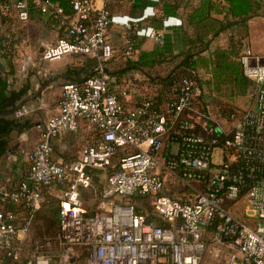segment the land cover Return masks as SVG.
I'll list each match as a JSON object with an SVG mask.
<instances>
[{"label": "built area", "instance_id": "2783aa9c", "mask_svg": "<svg viewBox=\"0 0 264 264\" xmlns=\"http://www.w3.org/2000/svg\"><path fill=\"white\" fill-rule=\"evenodd\" d=\"M29 2L63 31L43 45L42 61L74 55L96 66L94 75L62 85L58 111L29 153L24 177L0 186V248L16 254L43 189L57 186L58 249L33 253L24 264H264V55L241 40L237 61L255 87L249 106L224 118L226 125L199 108L190 74L176 78L164 107L154 109L150 98L129 106L121 97L148 87L138 85V75L111 88L106 31L134 21L116 22L90 0H69L71 15L50 0H14L21 22L29 18ZM142 34L160 42L153 29ZM133 52L127 38L124 55ZM26 113L23 106L17 115ZM81 124L95 130L93 142L72 160L54 159V139ZM97 171L107 172L106 183L90 211L82 195Z\"/></svg>", "mask_w": 264, "mask_h": 264}, {"label": "trees", "instance_id": "16d2710c", "mask_svg": "<svg viewBox=\"0 0 264 264\" xmlns=\"http://www.w3.org/2000/svg\"><path fill=\"white\" fill-rule=\"evenodd\" d=\"M50 1L61 7L66 14L71 15L69 0ZM181 1L174 0L168 14H174L175 10L181 6ZM29 4L31 11L37 9L32 2ZM183 4V7H189L186 13V24L192 28V34L188 36L185 50L169 55H165L158 49L136 52V44L132 42L135 50L134 57L123 58L119 64L110 67L109 64L113 61L112 57L105 70L110 77L115 79L130 74L141 75L140 77L143 78L141 83H146L148 90L138 95V99L140 101L150 98L154 109H159L167 104L171 87L179 75H192L198 87L201 82L199 72L202 70L208 74L207 80L204 81V84L209 88V95L206 97L208 102L216 105L219 113L229 118L236 111L233 106L234 100L237 97L249 96L255 87L254 83L243 75L237 55L241 40L247 35L248 20L255 16H264V2L262 0H193L192 3ZM0 6L10 11L15 10L14 0H0ZM105 9L111 14L109 5L105 6ZM37 11L41 13L39 9ZM0 13L2 14L1 10ZM227 31H231L227 46L210 51L211 42ZM240 34L243 36L238 37ZM3 61H0V159L8 150L12 135L26 131L31 126L25 115H16L25 105L29 85L14 88L10 79L13 80L16 71L11 55L5 53ZM162 63L166 65L163 74L151 72ZM85 66L89 72L83 75V79L95 74L96 62L86 58ZM82 80L77 81L70 78L68 81L80 82ZM203 111L206 112L205 109ZM213 126H215L214 123ZM89 128L93 132L94 140L96 132L92 127ZM61 154V160L65 159L66 155ZM74 157L75 155L68 160H72ZM54 159L60 158L54 157ZM24 175L17 181H20ZM55 187L57 186L47 187L42 191L44 206H49V215L45 216L44 222L51 228L57 224L59 209V205L57 208L54 207V199L50 197L49 193ZM38 214H41V211ZM8 252L10 249L0 248V253L3 255L0 264H18L15 263L13 255H8Z\"/></svg>", "mask_w": 264, "mask_h": 264}, {"label": "rangeland", "instance_id": "374dc122", "mask_svg": "<svg viewBox=\"0 0 264 264\" xmlns=\"http://www.w3.org/2000/svg\"><path fill=\"white\" fill-rule=\"evenodd\" d=\"M0 7L3 14L0 13V61H3L5 53L11 55L16 71L13 80L10 79L13 87L19 88L23 85H29L26 97L29 96V94H33L35 98L43 96L45 99L49 100L50 103L53 102L57 94L53 90L54 87L52 86V82L54 78L52 77L55 75L57 81H62V77L61 73L58 72V68H49L47 66L53 65L59 60L45 62L40 59V53L44 44L43 41L50 42L55 37L49 21H47L45 17L37 15L33 22H21L15 18L16 16L14 17L15 10L10 11L7 8H3V6ZM77 57L79 56H72L71 58L75 60ZM32 61L34 62L33 65L31 64ZM165 66L166 65L163 63L159 64L151 72L163 74ZM199 78L201 82L199 81V94L196 97L199 108L201 110L205 109L206 113L211 117L212 122L226 125L227 122L224 121L226 117L220 114L216 105H212L210 101L208 102V98H206L209 95V88L204 84V81L207 80L208 75L200 71ZM48 84L49 87L42 94V89ZM35 87H37V89ZM139 89V92H137L138 95L143 93V90H141V88ZM250 102L249 96L237 97L233 102V106L236 110H243L249 106ZM87 127L88 126H86V128ZM90 130V128L89 131L85 129V131L88 132L87 137H72L65 151H57L56 148L57 152L54 151V157L61 159V153H66V157L63 160L70 159L81 147L91 143L94 135ZM216 130L219 132L218 128ZM34 145L35 142L30 144L29 137L11 138L8 150L0 159V186L14 184L24 175L29 165L28 155ZM54 145L55 144H53V148ZM219 160V153L218 150H216L214 153V161L218 162ZM106 177V171H97L93 173V188L85 191L82 195V204L90 211L94 209L98 202L100 191L106 183ZM49 193L51 195L50 197L54 199V207L57 208L59 205V187L51 189ZM44 203L42 204L43 206L41 205L36 211L28 232L20 234L19 240L15 241L13 246L14 252H16V254H13L15 263L23 264L33 253L49 252L54 254L58 249V242L56 239L57 224L51 228L44 222L45 216L49 215V206H44ZM140 204L143 205L141 210L149 214V205L144 204V202H140ZM40 211L41 214H38ZM2 256L3 255L0 253V260Z\"/></svg>", "mask_w": 264, "mask_h": 264}, {"label": "crops", "instance_id": "0c3cea01", "mask_svg": "<svg viewBox=\"0 0 264 264\" xmlns=\"http://www.w3.org/2000/svg\"><path fill=\"white\" fill-rule=\"evenodd\" d=\"M264 2V0H262ZM174 0H90L91 6L94 9L110 6L111 15L115 17L116 22H122L125 19H132L130 28H125L117 23L108 26L106 36L113 48V61L109 64L110 67L119 64L120 60L126 58L124 51L126 50V39L130 38L136 44L135 50L138 51H152L158 49L165 55L175 54L178 51L185 50L187 47L188 36L192 34V28L186 24V13L189 7H183V3H192L193 0H182L181 6L175 10L174 14H168L172 9ZM45 17L52 27L55 34L54 39L50 43H54L58 37L63 34L61 29H58L56 24L50 19L47 14L39 13L37 9L32 11L29 9V18L25 22H33L36 16ZM264 15V8H263ZM247 35L244 40L253 49L254 52L264 55V16H255L247 22ZM151 29L157 31L160 35V42H157L153 37L146 36L142 32L150 31ZM235 31L233 30V34ZM231 31L224 32L215 38L210 44V51L215 48H225L228 44V36ZM239 35L238 37H242ZM43 43H49L43 41ZM42 43V44H43ZM43 44V45H44ZM135 50L132 55L134 57ZM74 55H67L61 58L58 62L47 67L58 68L61 73L62 81H57L56 76L52 82L53 90L57 94L53 102L45 99V97H37L29 94L26 97L24 107L27 109L26 117L30 121V128L19 134H13L12 137H29L30 144L37 143L42 131L45 128L48 118L58 111V102L61 95V87L70 78L77 81L83 79V75L87 72L85 66V57L71 58ZM31 61V60H30ZM33 65L34 62L32 61ZM85 70V72H83ZM201 72L208 75L206 72ZM132 76L138 74H130L119 79L111 78L110 86L113 89H121L123 83ZM139 75L138 77H140ZM62 83V84H61ZM141 83H138L140 85ZM51 85V84H50ZM49 87V84L42 89V94ZM37 89V87H35ZM137 91L129 92V95L121 97L129 106L134 105L138 99ZM89 128L85 124H81L76 132L61 133L54 141V151H65L72 137H87ZM57 148V151H56ZM66 155V153H65Z\"/></svg>", "mask_w": 264, "mask_h": 264}]
</instances>
